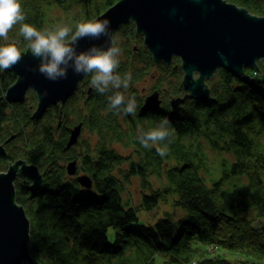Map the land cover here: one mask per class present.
<instances>
[{
  "label": "trees",
  "instance_id": "1",
  "mask_svg": "<svg viewBox=\"0 0 264 264\" xmlns=\"http://www.w3.org/2000/svg\"><path fill=\"white\" fill-rule=\"evenodd\" d=\"M100 1L102 7L96 8L94 2L85 4L81 23L92 20L116 0ZM228 1L264 15V0ZM124 24L130 34L136 33L132 22ZM125 45L130 56L144 54L150 65L156 63L173 72L177 62L180 66L177 55L168 65L154 60L145 47ZM133 62L126 59L116 70L122 77L131 74L130 82L145 72L143 65ZM211 78L206 82L213 100L187 97L177 115L171 113L170 99L184 93L181 81L176 82L167 103L163 105L161 100L157 109L148 111L141 109L143 100L132 92L134 86L129 84L128 95L121 87L126 100L134 97L136 102L134 115L120 113L124 123L120 114L108 108L112 93L99 94L87 79L84 91L91 90L84 98L83 112L72 102L76 93L62 110L60 105H50L39 118L30 115L33 105H25V101L12 103L9 109L0 101V141L10 138L12 144L8 158L35 163L44 174L42 186L35 192L21 177L14 181L16 201L25 207L30 220L27 241L33 261L26 264H157L158 254L168 264H264V234L252 225L256 219H264V145L260 140L264 134V66L257 61L256 66L244 67L237 75L219 67ZM13 80V74L5 71L0 94ZM69 113L74 114L73 123L82 121L84 127L97 132L94 146L86 142L77 151L80 137L67 145L69 128L74 125ZM164 118L170 121L169 137L145 149L137 136L157 129ZM200 135L215 147L234 149L235 159L222 160L220 175L209 182L199 171L209 168ZM114 141L132 145L138 158L117 152ZM163 145L168 151L162 158L156 148ZM72 159L77 160L78 173L91 176V187L81 186L75 175L67 173L65 165ZM126 159L129 165L124 176L139 173L141 183L149 189L142 192V207L151 209L158 199L174 195L173 202L184 213L175 217L165 211L151 223L140 221L139 208L123 199L120 182L113 174ZM148 172L165 175L167 184L152 187ZM241 175L247 181L236 179ZM251 209L255 213L248 217ZM205 245L225 247L232 252L229 256L235 255L207 251L200 255Z\"/></svg>",
  "mask_w": 264,
  "mask_h": 264
},
{
  "label": "water",
  "instance_id": "2",
  "mask_svg": "<svg viewBox=\"0 0 264 264\" xmlns=\"http://www.w3.org/2000/svg\"><path fill=\"white\" fill-rule=\"evenodd\" d=\"M110 21L109 33L132 20L137 32L142 33L145 46L156 61L170 63L174 55L180 57L183 71L181 84L184 93L170 99L171 113L177 115L187 97L212 101L211 78L218 67L237 75L244 67L256 66L264 59V15L252 13L245 6L228 0H116L90 21ZM112 46H114L113 38ZM95 44L109 46L108 37L97 40L82 39L77 50ZM22 59L11 71L15 80L6 88L4 97L9 101H22L28 89L37 95L36 107L30 114L41 117L53 104H60L75 92L84 75L68 70L66 79L49 80L35 71L38 60L28 48L21 50ZM264 61V60H263ZM91 88H88V92ZM159 91L153 90L143 98L141 109L154 110L160 106ZM82 121L69 128L67 145L76 143ZM2 144L0 150L3 153ZM77 160L67 162L66 169L75 175L81 186L91 187L92 178L78 173ZM21 174L28 182V189L35 192L42 186L43 171L37 164L17 158L5 171H0V264H26L33 261L29 250L30 220L25 207L15 198L14 178ZM264 234V219L252 223Z\"/></svg>",
  "mask_w": 264,
  "mask_h": 264
},
{
  "label": "rangeland",
  "instance_id": "3",
  "mask_svg": "<svg viewBox=\"0 0 264 264\" xmlns=\"http://www.w3.org/2000/svg\"><path fill=\"white\" fill-rule=\"evenodd\" d=\"M21 7L22 5H34L38 9V13L42 17L40 19L39 24H33L34 27L37 28V30L40 31H51L55 30L57 26H64L67 25L70 28H72L73 32L76 29V26L83 21V12L85 11V4L87 2L95 3L97 7H102L104 4L103 1L100 0H19ZM108 5L104 8L106 9ZM102 9V11L104 10ZM101 11V12H102ZM132 22L135 29V23L130 20L127 23ZM125 25V24H123ZM120 25L113 33V43L115 47H118L121 50V54L119 56L120 63L124 60H133L134 64L137 65H143V72L141 76L137 77L133 80V82H130L129 84L134 86L133 93L134 95H138V98L141 100H144L145 96L152 92L154 89L159 91L161 94H159V98H161L162 103L165 104L167 101H169V98L171 95H174V86L176 85V82L181 81L180 78H182L181 75H183V71L181 67L178 68V62L175 64L176 68L174 69V72L171 71V68L161 67L158 66L156 63H152L151 65L148 63V58L143 57L144 54L140 53H132V56L129 55L128 50L126 49V43L129 44V47H132V45L136 46H142L145 47L142 33L137 32L136 33H129V29L126 26ZM20 25H14L12 31H18ZM148 49V48H147ZM135 51V50H133ZM264 59H259V63L263 64L264 66ZM159 62V61H158ZM174 60H172L171 63L168 65H172ZM219 68V67H218ZM217 72V70H216ZM215 74L212 77H215ZM253 72V71H252ZM255 73V72H253ZM86 79L88 82H90V76H86ZM212 79V78H211ZM86 88V87H85ZM4 91V90H3ZM131 93L129 89H125L124 93L126 95ZM184 92V89L181 90V93ZM5 94V93H4ZM83 94V93H82ZM79 90L75 94V97L72 102L76 104V107H79L82 112L85 111V96L82 95ZM3 96V94H2ZM25 105H36L37 103V95L34 90L31 89V91L27 94L25 98ZM6 102V101H5ZM11 102V101H9ZM8 102V103H9ZM8 103H5V107L9 109ZM22 106V105H20ZM70 117H73V113H69ZM120 118V121L124 123L123 121V115H118ZM191 135H186V138L190 137ZM229 139V137H227ZM80 139L75 146V149L77 151H80L82 147L84 146L83 143L88 142L91 146H94L96 140H97V132L90 128L89 126L83 125L80 132ZM200 140L203 150L206 153V159L208 164V170L200 169V174L205 177L206 181L209 182L212 177H216L220 175V163L222 160L224 161H233L235 159L233 151L234 149L230 147H215L213 146L206 138H204L203 135H200ZM260 140L263 142L264 145V134L260 136ZM84 141V142H83ZM112 145L117 150V152L122 153L123 155H130L131 159H137L138 154L134 152V148L130 144H124L121 142H113ZM19 158V157H18ZM129 159H126L122 162H120L119 165H117L113 171V174H115L118 177L119 184L121 187L122 193H120L123 197V199H126L130 204H133L138 209V217L140 221L143 222H153L155 219H157L159 216H161L162 212L168 211L172 213L175 217L181 216L182 213H184V209L176 205L173 201L175 199L174 195H168L166 198L158 199L156 204L152 206V208L147 209L142 207V196L143 191H148L149 189L143 186L141 182H143L142 177L138 174H128L127 176H124V173L126 171V168L129 165ZM7 168V164L1 165L0 164V170H5ZM40 168V167H39ZM81 172V171H80ZM22 175L16 176L14 179L20 178ZM148 181L150 182V185L154 188L160 187L164 184H167L165 175H158L154 172H148L146 175ZM24 178V176L21 177V179ZM237 180L241 181H247L246 176L241 175L236 178ZM14 180V181H15ZM27 183V182H26ZM250 215L248 217H251L254 215L255 211L253 209L250 210ZM249 218L246 219V222H249ZM113 233L112 230L109 231V235ZM211 252L221 255H231V250L227 249L225 247H218L214 245H205L203 250L200 251V255H203L205 252ZM235 253H233L232 256H234ZM229 256V257H232ZM162 254L157 255V264H168L166 262H163L162 260ZM236 258V257H235ZM184 264V263H182ZM185 264H191L190 262Z\"/></svg>",
  "mask_w": 264,
  "mask_h": 264
},
{
  "label": "clouds",
  "instance_id": "4",
  "mask_svg": "<svg viewBox=\"0 0 264 264\" xmlns=\"http://www.w3.org/2000/svg\"><path fill=\"white\" fill-rule=\"evenodd\" d=\"M25 20L19 0H0V38L5 41L0 44V71L15 67L22 59L18 47L8 42L9 31L19 24V33L28 42L30 54L39 61L35 71L53 81L66 79L69 69L74 74L90 76V86L96 92L101 95L112 93L108 95L109 110L118 114H135V98L126 100L119 91L121 87H129L132 77L131 74L122 77L116 71L120 65L121 50L112 46L109 20L79 23L74 32L67 25L57 26L51 31H40L33 25L24 23ZM101 36L108 37L109 46L92 44L87 49L77 50L80 40H97ZM169 124L170 121L164 118L157 129L141 131L137 136L139 144L148 149L165 141L170 135L167 128ZM156 151L163 158L167 155V145L158 146Z\"/></svg>",
  "mask_w": 264,
  "mask_h": 264
},
{
  "label": "flooded vegetation",
  "instance_id": "5",
  "mask_svg": "<svg viewBox=\"0 0 264 264\" xmlns=\"http://www.w3.org/2000/svg\"><path fill=\"white\" fill-rule=\"evenodd\" d=\"M31 1H33V0H31ZM37 7H35L34 5H26V6H24V5H22V11H23V13H24V15L26 16V20L24 21V23H28V24H31V25H33V24H39L40 23V19H42V17L40 16V14L38 13V9H36ZM130 21V20H129ZM8 42H11V43H14L17 47H18V49L21 51V50H25L26 48H28L27 47V44H28V42L27 41H25L24 40V38L20 35V33H19V30L17 31H12V30H10L9 31V33H8ZM2 43H5V41L2 39V38H0V44H2ZM7 71V70H6ZM9 71V70H8ZM4 72L5 71H0V81H1V79H2V75L4 74ZM11 72V71H10ZM12 73V72H11ZM14 76V75H13ZM14 80H15V76H14ZM14 80H13V82H14ZM12 82V83H13ZM10 84V83H9ZM89 83H86V78H84L83 80H81L80 82H79V84H78V87H77V89L75 90V92L74 93H77V91L79 90V92L82 94H84V96L86 97L87 96V91L85 92L84 90L86 89L85 87L88 85ZM9 86V85H8ZM7 86V87H8ZM6 87V88H7ZM6 88L4 89V91L0 94V101L1 102H5V103H8V100L4 97V95L2 96V94H4L5 93V91H6ZM31 91V89H28L27 90V92L25 93L26 94V96H27V94L29 93ZM89 93V92H88ZM82 94V95H83ZM159 94H161L160 92H159ZM26 96H25V98H26ZM25 98H24V100H25ZM24 100H22V101H24ZM67 101V100H66ZM15 102H19V101H11V102H9L8 103V106H10V104H12V103H15ZM66 103V102H65ZM56 105H60V104H56ZM65 105V104H64ZM36 107V105H34V107L32 106V108L30 109L31 111V113H32V111L34 110V108ZM70 119H71V121L73 120H75V118L74 117H70ZM73 121H72V123H73ZM79 122V121H78ZM73 124H75V123H73ZM71 127V126H70ZM82 127H83V125H82ZM69 133H70V131H69ZM79 137H80V135H79ZM10 138H7L6 140H3V141H0V143L2 144V148H3V153L1 152V150H0V164L1 165H5V164H7V168H8V166L11 164L12 165V163L17 159V158H15V159H13L12 160V158L10 159V158H8L9 157V154H10V150H11V146H12V144H10V140H9ZM7 168L5 169V170H7ZM2 170V169H1ZM0 170V171H1ZM5 170H2V171H5ZM18 175H21V174H17V176ZM22 177V176H21ZM22 180H24L25 182H27V184H28V180L26 179V178H22Z\"/></svg>",
  "mask_w": 264,
  "mask_h": 264
}]
</instances>
